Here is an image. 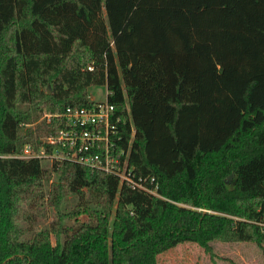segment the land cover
<instances>
[{
  "label": "trees",
  "instance_id": "trees-1",
  "mask_svg": "<svg viewBox=\"0 0 264 264\" xmlns=\"http://www.w3.org/2000/svg\"><path fill=\"white\" fill-rule=\"evenodd\" d=\"M93 85L126 119L114 152L154 192L68 157L18 156L64 151L46 138L65 118L45 115L94 106ZM45 198L54 221L27 237V206ZM263 210L264 0H0V264L263 245Z\"/></svg>",
  "mask_w": 264,
  "mask_h": 264
},
{
  "label": "built area",
  "instance_id": "built-area-1",
  "mask_svg": "<svg viewBox=\"0 0 264 264\" xmlns=\"http://www.w3.org/2000/svg\"><path fill=\"white\" fill-rule=\"evenodd\" d=\"M92 69L93 67H89ZM108 88L106 86L105 98L95 100V104L88 108L68 107L63 113L46 114L47 119L52 117L65 118L68 128L63 129L59 135H49L46 139L48 143L59 144L64 151L57 148L49 153L45 148L33 151L28 145L22 155L25 158L38 157L53 161L54 159L70 158L93 170H102L116 174L121 181L129 182L133 187H139L149 192H154L149 188L147 182L154 181V178L135 177L133 169L129 166L128 159L122 161L121 156L125 153L123 149L114 152L117 147L115 137L120 140L121 134L117 127L118 123H125V117L118 115L116 107L108 100ZM257 223L264 232V210Z\"/></svg>",
  "mask_w": 264,
  "mask_h": 264
},
{
  "label": "rangeland",
  "instance_id": "rangeland-1",
  "mask_svg": "<svg viewBox=\"0 0 264 264\" xmlns=\"http://www.w3.org/2000/svg\"><path fill=\"white\" fill-rule=\"evenodd\" d=\"M88 93L91 100H102L105 98L106 85H93L88 89ZM232 184L233 181H230V186ZM27 208L34 216L33 223H26L27 237L32 238L37 232L51 227L55 211L46 198L33 201ZM82 217L86 219L85 216ZM160 261L161 264H264V244L259 245L251 241L240 243L216 241L211 248H206L195 242H183L164 253Z\"/></svg>",
  "mask_w": 264,
  "mask_h": 264
},
{
  "label": "water",
  "instance_id": "water-1",
  "mask_svg": "<svg viewBox=\"0 0 264 264\" xmlns=\"http://www.w3.org/2000/svg\"><path fill=\"white\" fill-rule=\"evenodd\" d=\"M49 89H50V87H49Z\"/></svg>",
  "mask_w": 264,
  "mask_h": 264
}]
</instances>
